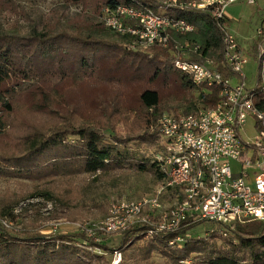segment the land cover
<instances>
[{
  "label": "trees",
  "instance_id": "1",
  "mask_svg": "<svg viewBox=\"0 0 264 264\" xmlns=\"http://www.w3.org/2000/svg\"><path fill=\"white\" fill-rule=\"evenodd\" d=\"M2 3L0 0V16ZM61 3L63 13L41 30L32 28L22 34L14 27L0 31V177L33 183L72 182L83 175L103 178L129 170L150 175L155 183L163 182L167 174L156 160L162 152L160 119L165 114L190 115L213 108L219 89L197 87L176 69L173 43L169 48H132V37L111 34L101 22L108 7L163 14L161 0ZM77 6H82L81 12L65 16ZM163 15L183 19L196 28L193 33L174 36L193 49L199 46L184 60L221 62L222 32L209 13L173 8ZM109 38H117V42ZM87 69L96 73L82 76ZM220 71L229 76L223 67ZM53 73L61 78L57 83L49 79ZM120 125L123 132L118 130ZM11 137L13 142L6 144ZM145 149L150 156L143 153ZM35 191L34 198L56 200L51 190ZM163 200L182 203L184 196L180 188H168ZM108 205L96 203L93 209L107 217ZM0 216L15 219L10 213ZM202 226L204 236L195 238ZM221 230L220 225L191 218L176 231L148 238V226H134L118 233L119 245L112 248L105 244L106 239L94 243L86 234L14 232L0 223V264H112L90 249L111 255L119 252L121 264H155L158 255L163 264H264V222L237 224L226 237ZM179 237L187 238L186 242L171 246Z\"/></svg>",
  "mask_w": 264,
  "mask_h": 264
},
{
  "label": "built area",
  "instance_id": "2",
  "mask_svg": "<svg viewBox=\"0 0 264 264\" xmlns=\"http://www.w3.org/2000/svg\"><path fill=\"white\" fill-rule=\"evenodd\" d=\"M259 0H161L162 13L173 8L204 11L210 14L222 32L221 62L207 59L204 64L184 60L193 49L181 44L183 36L196 28L183 19L156 14L151 9L117 6L105 8L102 24L118 36L132 37V48L148 50L152 46L169 48L172 43L174 66L188 75L193 84L206 89L218 88L219 100L211 109L190 115L165 114L159 121L162 152L157 162L166 172L154 195L138 200H118L111 204L108 216L84 231L102 241L134 226H148V238L161 232L178 230L188 219L220 225L227 236L237 224L264 222V27L259 28L253 51L258 61V80L249 87L245 67L248 54L230 31L227 14L238 2L256 5ZM199 46L193 51H198ZM223 67L229 76L221 73ZM249 123L255 136L244 139ZM233 163L239 171L233 170ZM168 188H180L182 203L163 200ZM99 235V236H98ZM179 237L171 246H182ZM112 264H120L122 254L112 255Z\"/></svg>",
  "mask_w": 264,
  "mask_h": 264
},
{
  "label": "rangeland",
  "instance_id": "3",
  "mask_svg": "<svg viewBox=\"0 0 264 264\" xmlns=\"http://www.w3.org/2000/svg\"><path fill=\"white\" fill-rule=\"evenodd\" d=\"M6 1L8 5L1 0V3L3 2V6L2 4L1 6L4 11L1 12L0 16V31H12L14 27L22 34L32 31V28L41 30L43 24L54 22L56 15L59 16L63 13L61 0ZM81 11L82 6L73 7L65 12V16L73 17ZM227 14L231 21L230 31L238 38L241 46L248 54L249 64L244 71L249 87L254 88L257 85L259 76V65L253 51L255 46L254 39L258 29L264 27V0H259L256 5L238 2L228 8ZM111 34L114 33L111 32ZM108 40L113 39L109 38ZM113 41L117 42V38ZM83 72L79 73L82 76H90L96 73L88 69ZM49 79L57 83L61 78L56 73H53L49 76ZM84 95L87 101L91 100V95L88 93H84ZM99 97L100 94H98L96 100ZM134 107H138L136 103H134ZM118 130L123 132L121 125L118 126ZM254 136L253 125L249 123L243 138L247 139ZM11 142H13L12 137L6 144ZM143 153L146 156L151 154L146 149L143 150ZM232 166L235 172L239 171L240 166L238 164L233 163ZM159 184L155 183L150 175H143L129 170L118 171L111 176L103 178L83 175L75 178L72 182L57 180L51 183L47 181L33 183L23 178L9 179L0 177V214L5 212L15 217L14 220L11 217L0 218V223L5 229L14 232L80 233L86 234L90 238L84 231V226L86 225L89 228L106 218L99 211L93 209L96 203H108L110 210L111 204L118 200H138L144 196L154 195ZM37 189L51 190L55 194L56 200L48 201L44 197L34 198V194L38 192L35 191ZM74 211L77 214H73L75 213ZM68 215L75 220L69 219ZM203 232L204 227H199L195 231V238L204 236ZM100 237L102 240L106 239L104 240L105 244L112 248L119 245L120 237L117 235L113 237L101 235ZM90 239L94 243L97 242L95 238ZM90 250L96 254L104 255L109 261H112L113 257L111 254L104 253L98 249ZM153 262L155 264H163L164 260L158 255ZM187 263L193 264L192 261Z\"/></svg>",
  "mask_w": 264,
  "mask_h": 264
}]
</instances>
